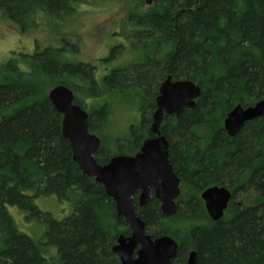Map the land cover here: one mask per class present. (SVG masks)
<instances>
[{
    "label": "trees",
    "instance_id": "16d2710c",
    "mask_svg": "<svg viewBox=\"0 0 264 264\" xmlns=\"http://www.w3.org/2000/svg\"><path fill=\"white\" fill-rule=\"evenodd\" d=\"M89 1L102 0H0V15L28 33L43 17L60 19ZM125 23L142 59L98 83L93 67L64 61L61 50L51 47L19 56L28 71L19 72L14 58L0 70V264H51L40 255V244L16 229L8 206L47 223V243L56 247L59 264H118L112 246L117 236L130 234L129 225L117 217L104 188L73 161L61 133L62 116L44 95L45 87L77 91L78 80L87 86V96L120 95L128 80L131 95L141 102V119L134 139L117 148L133 154L153 137L144 111L155 108L159 82L168 75L201 89L194 109L165 117L160 129L169 143L168 160L187 191L170 218L153 195L142 208L135 202L137 215L152 238L167 235L178 243L170 264H187L191 251L197 264H264V117L245 123L234 137L223 128L235 105L264 99V0H156L145 13L132 10ZM67 45L68 53L76 49ZM74 103L86 110L79 96ZM106 105L87 112L90 133L103 128L110 113ZM109 154L101 145L95 159L104 165ZM215 185L232 194L217 222L200 199ZM253 191L263 203L242 205L243 194ZM39 196L72 201L74 211L57 221L36 207L33 199Z\"/></svg>",
    "mask_w": 264,
    "mask_h": 264
},
{
    "label": "water",
    "instance_id": "95a60500",
    "mask_svg": "<svg viewBox=\"0 0 264 264\" xmlns=\"http://www.w3.org/2000/svg\"><path fill=\"white\" fill-rule=\"evenodd\" d=\"M155 0H145L151 5ZM201 95L198 85L189 80H173L170 75L160 84L155 98V110L149 131L153 137L144 140L134 155H113L100 165L95 154L101 141L89 132V115L74 103V93L66 85L50 89L47 99L62 116L61 133L68 141L72 159L82 174L100 184L105 194L115 203L117 217L129 225L130 235H120L112 246L118 264H170L176 256L178 243L167 235L152 238L146 234L145 223L136 213L135 191H139L137 204L142 208L153 196L160 202L166 217L177 211L176 200L180 196L181 180L168 160L169 143L161 134V125L167 116L176 118L184 109H194ZM264 116V100L249 107L237 105L227 114L223 128L230 137L239 133L245 123ZM231 192L221 186L205 189L200 198L209 219L217 222L223 218L230 204ZM187 264H197V253L187 255Z\"/></svg>",
    "mask_w": 264,
    "mask_h": 264
},
{
    "label": "rangeland",
    "instance_id": "374dc122",
    "mask_svg": "<svg viewBox=\"0 0 264 264\" xmlns=\"http://www.w3.org/2000/svg\"><path fill=\"white\" fill-rule=\"evenodd\" d=\"M155 2L156 0L149 6L145 0L89 1L84 4L74 5L73 11L71 10L69 15L60 19L43 17L40 27L28 33H21L20 29L9 19L0 15V70L11 62V58H14L15 61L13 63H15L19 72L28 71L26 63L19 56L33 55L36 50L51 47L61 50V59L64 61L70 60L73 63L88 64L93 67V77L98 83L109 75L111 71L126 69L128 66L141 61V50L134 45L133 38L128 36L131 34V27L125 21L132 10L135 9V12L145 13ZM67 44L74 45L76 49L68 53L69 51L65 48L68 46ZM0 77L2 76L0 75ZM127 77L129 76L127 75ZM166 78L159 82L158 88ZM75 84L81 87H78L77 91L75 86H71V89L74 96L77 95L83 100L86 112L89 113L92 109L94 110L96 105L99 107L107 103L106 108L110 111L109 117L103 128L93 134L100 139L101 145L105 147V150L108 153L110 151L109 156L112 157L116 154L134 156L139 150L130 154L125 147L117 148L119 143L126 146L127 144L129 145L130 140L134 139L132 132H136V129L139 128L141 119V102L131 95L134 91L127 88L129 81H125V92L120 95L111 93L102 95L103 92L97 91L96 95L94 93L87 96L86 85H82L78 80L75 81ZM50 89L51 87H45V96L48 95ZM153 93L154 89L146 97L147 100ZM156 96L154 97V103ZM154 110L155 108L151 109L150 112L148 110L144 111L145 117H150L149 124L152 122ZM185 185L181 181L178 199L187 191ZM243 193L246 192L244 191ZM243 195L246 197L242 199V205L244 206L253 207L257 206L258 203H263L261 198L258 199V195L254 191L249 196ZM33 202L42 213L48 214L57 221L69 217L75 208L74 202H60L56 196H39L34 198ZM7 210L16 229L31 238L35 243L40 244V255L42 258L51 264H59L56 247L47 243V223L37 221L32 217L28 218V213L18 207L8 206ZM176 230H179V228L176 227ZM146 234H148L147 231ZM120 235L125 236L124 234Z\"/></svg>",
    "mask_w": 264,
    "mask_h": 264
},
{
    "label": "flooded vegetation",
    "instance_id": "af4514ba",
    "mask_svg": "<svg viewBox=\"0 0 264 264\" xmlns=\"http://www.w3.org/2000/svg\"><path fill=\"white\" fill-rule=\"evenodd\" d=\"M153 195V193L151 192V194H150V197ZM135 196H136V198H135ZM138 196H139V191H135V194H134V205H135V202L137 203V198H138ZM178 198H177V200H176V203L178 202ZM138 205V204H137ZM135 207H136V205H135ZM177 207H178V203H177Z\"/></svg>",
    "mask_w": 264,
    "mask_h": 264
},
{
    "label": "bare ground",
    "instance_id": "6f19581e",
    "mask_svg": "<svg viewBox=\"0 0 264 264\" xmlns=\"http://www.w3.org/2000/svg\"><path fill=\"white\" fill-rule=\"evenodd\" d=\"M262 100H264V99H262ZM261 101V100H260ZM264 117V116H263ZM259 118H262V117H259ZM259 118H257V119H259ZM256 120V119H255ZM162 134V133H161ZM164 136V135H163ZM165 137V136H164ZM166 139V138H165ZM167 140V139H166ZM168 142V141H167ZM172 217V216H171ZM168 218H170V217H168Z\"/></svg>",
    "mask_w": 264,
    "mask_h": 264
}]
</instances>
